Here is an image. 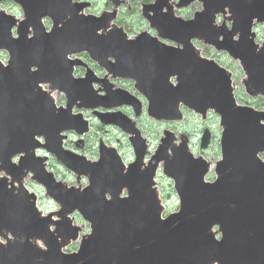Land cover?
<instances>
[{"label":"water","instance_id":"1","mask_svg":"<svg viewBox=\"0 0 264 264\" xmlns=\"http://www.w3.org/2000/svg\"><path fill=\"white\" fill-rule=\"evenodd\" d=\"M27 1L31 5H37L36 14L31 17L36 34L34 43L25 39L27 24H24L19 29L20 36H24V42H19H22V48L28 54L37 48L39 55L43 51V57L48 58L49 53L45 48H50L48 45L55 43L57 39L53 34L40 32L37 21L43 14L51 12L50 4L44 0L23 2ZM217 1H223L221 5L247 4V0H215L208 5L206 3L208 10L212 7L219 9ZM9 20L6 19L0 28L2 33L7 31L4 26L11 24ZM55 30L60 39H63L62 28ZM94 36L92 28L79 25L68 33L67 39L61 40L59 52L65 54L79 50L86 46L85 40L93 39ZM2 39L5 43L11 40L6 37ZM129 57L131 56L116 57L117 65L123 69L117 73L135 78L138 86L145 89L144 72L137 67V61ZM14 60L15 56L8 67L9 70L14 68ZM263 60L261 59L260 64ZM191 61L185 63L184 59L178 60L175 57L168 67L176 63L178 71L180 68L189 71L187 76L180 74V82L174 89V92H178L179 99H183L191 107L197 104L199 99L205 106L213 107L221 116V124L224 127L221 138L223 159L217 166L218 179L213 183H204L202 178L207 164L201 159L194 160L184 144L173 146L172 156L167 159L166 167L174 178L181 198V208L176 215L161 220L160 205L151 187L153 172L143 173L134 164L128 172L122 174L118 171L116 163L110 161V156L90 163L84 161V158L77 159L62 151L56 140H50L47 147L53 149L66 166L79 172L90 173V185L87 188L82 191L72 190V198L71 195L65 199L60 196L58 198L67 209L78 207L91 220L93 232L83 242L78 253L62 254L54 240L55 237L47 233L46 222L42 220L45 225H39L32 218L37 216L35 210H28L24 215L25 223L30 226L23 230V233H14L20 240L11 243L12 247L0 245V264H210L214 258L223 261L226 258L232 260L239 257V251L252 252L257 264H264V163L255 155L256 151L264 147V127L259 124V120L264 118V112L256 113L251 109L236 106L230 92L228 93V76L224 78L218 74L199 84L200 72L195 66L197 62ZM203 71L213 72L214 69L205 67ZM253 73H256L255 69ZM36 74L42 79L41 71ZM262 75L264 76V68ZM263 80L259 73L252 74V84L261 87V92H264ZM259 81H263L262 85ZM32 86L33 83L30 84V87ZM29 94L30 91L25 92L26 96ZM85 94L94 96L89 90H85ZM179 99L172 102L169 113L174 112ZM164 112L155 113L164 115ZM7 116L8 114L0 113L2 120ZM1 122L0 120V125ZM75 127L81 131L83 123L78 120ZM208 138V133L205 132L201 140L202 147L207 145ZM166 149L167 145L164 143L158 150V158L166 155ZM3 151L0 146V156H7L9 151L1 153ZM109 164H112L115 174L106 176L104 172ZM139 175L143 183L135 186L142 184L140 191H132L128 198H119L118 194L126 179L133 177L124 185H128V190H132L133 183L139 181ZM106 191L111 195L110 200H105ZM10 210L12 207H4L1 217L5 224L11 225L6 228L16 229L21 215H10ZM215 224L219 225L222 233L219 241L215 240L210 231ZM38 228L41 230L38 235H45L48 239L47 253L32 247L29 241V238L37 235L35 230ZM75 235L74 233L72 236ZM135 245H138L137 249H133L132 246Z\"/></svg>","mask_w":264,"mask_h":264},{"label":"rangeland","instance_id":"2","mask_svg":"<svg viewBox=\"0 0 264 264\" xmlns=\"http://www.w3.org/2000/svg\"><path fill=\"white\" fill-rule=\"evenodd\" d=\"M95 2V7L97 11L102 10V2L101 0H94ZM1 7V6H0ZM3 8H6L8 11H11L13 13L18 14V12L20 11L19 7L14 4L13 2L9 1V2H5L2 5ZM127 22L131 23L130 18H125ZM133 28L135 30H138L140 28V26H133ZM262 36H264V30H262ZM0 56L3 57L4 55L0 53ZM222 58V61L226 62V63H230L223 55L220 56ZM257 104H259L261 106V108H264V98H259V99H253ZM256 104V105H257ZM211 123V122H210ZM200 124V119L198 116L189 113V115H186L185 120L180 124V125H176L174 126V124H171L170 126L166 125L165 128L177 131L178 129L182 128L183 130H188L193 136H194V141L196 140V134H197V125ZM215 126H217V123H214ZM164 126L160 127V126H156L153 127L152 135L154 137V139L152 140V142H155L158 138L156 132H159L161 130V128H163ZM95 136L91 137L88 139V143H86L84 145L83 148H78L77 150L82 151L84 154H86L89 158H93L95 157V153H96V141L98 139V135L94 134ZM119 135L114 133L112 135V139L117 138ZM216 138L217 134H215ZM119 139L121 141V146L123 151L126 154H129L130 150L129 147L127 145L126 140L119 136ZM94 152V154H92ZM206 154H208L210 157L213 158H218L219 157V146L217 143V140L215 139L213 144L210 146V148L207 150V152H205ZM94 155V156H93ZM54 166L52 167L53 170H57V173L59 174V176L65 180L66 182H68V184H74V186L78 185L79 182L76 180V176L74 174H72L71 172H69L66 168H64L59 162L57 161H53ZM85 181V180H84ZM84 182H82L80 180V184H83ZM164 184L166 185V192L165 193V197L164 199L167 202L166 208L167 209H173L176 210L178 208V201H177V196L174 193L173 187L171 185V182L168 179H164ZM31 188V190H34L36 192V194L38 195V199L40 198L38 191L40 190L39 187L31 185L29 186ZM42 190V188H41ZM43 191V190H42ZM39 203L40 206L42 207L43 210H52L54 208V210L58 207L53 201L48 200V198L46 196H42L39 199ZM79 218V217H78ZM80 219V218H79ZM81 220V219H80ZM80 220H78V222H81ZM77 246V242L74 241L71 243V245H69L67 248L68 249H74Z\"/></svg>","mask_w":264,"mask_h":264},{"label":"bare ground","instance_id":"3","mask_svg":"<svg viewBox=\"0 0 264 264\" xmlns=\"http://www.w3.org/2000/svg\"><path fill=\"white\" fill-rule=\"evenodd\" d=\"M32 218H33V220L35 219V217L34 216H32ZM28 226H29V224H27V225H24V226H21V227H19L18 228V230L17 231H21L20 233H23V232H25V231H23V230H25V229H27L28 228ZM19 233V234H20ZM38 245V244H37ZM38 246H40V245H38Z\"/></svg>","mask_w":264,"mask_h":264}]
</instances>
